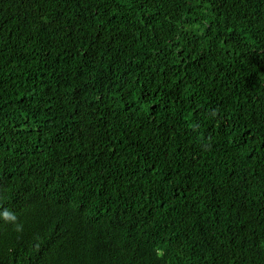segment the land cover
Wrapping results in <instances>:
<instances>
[{"label":"trees","instance_id":"obj_1","mask_svg":"<svg viewBox=\"0 0 264 264\" xmlns=\"http://www.w3.org/2000/svg\"><path fill=\"white\" fill-rule=\"evenodd\" d=\"M0 264H264V0H0Z\"/></svg>","mask_w":264,"mask_h":264},{"label":"clouds","instance_id":"obj_2","mask_svg":"<svg viewBox=\"0 0 264 264\" xmlns=\"http://www.w3.org/2000/svg\"><path fill=\"white\" fill-rule=\"evenodd\" d=\"M3 216H4L5 218H9V217H10V213L7 212V211H5V212L3 213ZM11 218H12V219H15L14 216H12Z\"/></svg>","mask_w":264,"mask_h":264}]
</instances>
